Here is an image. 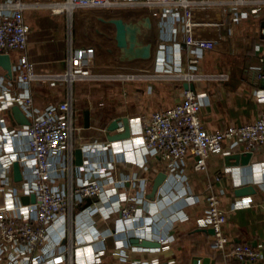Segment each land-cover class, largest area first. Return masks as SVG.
Returning a JSON list of instances; mask_svg holds the SVG:
<instances>
[{
  "label": "crops",
  "instance_id": "obj_1",
  "mask_svg": "<svg viewBox=\"0 0 264 264\" xmlns=\"http://www.w3.org/2000/svg\"><path fill=\"white\" fill-rule=\"evenodd\" d=\"M144 13L149 12L126 8L75 12L73 45L95 48L88 65L90 72L144 73L156 69L165 55L160 50V42L174 46L169 39L172 28L164 19H154L158 41L149 60L120 63L115 55L97 45L102 43L115 47L113 25L99 21V17L129 18ZM84 14H92L96 24L109 37L96 33L94 29L90 36H85L81 20ZM24 15L31 26L28 54L35 64V71L54 74L67 70L70 47L67 13L54 14L48 7H29ZM263 27L264 7L239 23L225 26L216 47L204 53L197 71L229 75L225 80L211 77L193 81L195 90L202 96L200 115L208 129L251 122L264 109V103L258 98L264 83L259 78L260 69L257 67L264 53ZM166 54L170 58L176 56L172 47ZM9 55L12 74L0 66V205L18 200L23 203L24 195L34 193L35 162L27 148V124L18 123L11 111L13 106H20L15 98L28 89L39 109L65 100L72 91L76 112L73 146L71 151L51 161L55 169L53 187L63 191L88 179L106 183L102 195L84 199L75 206L72 215H66L52 225L51 252L59 251L61 244L73 242L74 264H192L195 255L209 256L210 264H264V146L254 150L250 162L245 165L227 161L229 154L245 150L243 143L232 142L226 143L222 152L210 156L205 171L194 169L192 155L186 156L171 170L168 163L151 157L145 151L131 152L130 148L154 110L174 105L181 99L184 81L170 78L153 83L147 98L144 96L148 91L143 83H130L127 96L115 92L111 97L94 78L72 83L39 79L28 85L20 79V71L13 67L18 60L17 53ZM183 70H190L186 61H183ZM110 98L114 101L112 104L108 101ZM87 110L90 113L89 126H86ZM125 117L129 119L130 137L112 139L124 130L111 129V124L117 119L123 123ZM11 153L19 156L16 161L20 162L22 171L20 181L14 176V162L6 168ZM161 171L166 172L167 177L155 197L151 198L154 179ZM245 185H253L255 191L237 195L236 189ZM212 190L221 195L228 217L225 231L230 241L250 243L260 252L257 260L235 259L210 247L213 233L201 220L207 210L205 196ZM106 194H110V198ZM127 201L138 207L133 221L124 220L118 210ZM133 225L135 228H131ZM162 235L173 239L162 243L159 241ZM143 240L156 244L146 246L141 244ZM16 246L6 248L0 242V264H25L27 257L23 250L26 249L21 245L14 249ZM99 255L100 263L95 261Z\"/></svg>",
  "mask_w": 264,
  "mask_h": 264
},
{
  "label": "built area",
  "instance_id": "obj_2",
  "mask_svg": "<svg viewBox=\"0 0 264 264\" xmlns=\"http://www.w3.org/2000/svg\"><path fill=\"white\" fill-rule=\"evenodd\" d=\"M29 7H48L54 14L67 13L70 39L67 70L54 74L35 71V64L28 54L31 26L24 15ZM263 7L264 0H0V54L17 53L18 60L13 67L20 71V79L28 85L39 79L72 83L75 80L94 78L111 97L115 92H122L127 96L130 83H143L148 91L144 96L147 98L153 83L164 79L173 78L188 83L211 77L227 79L229 75L226 73L204 74L197 71V67L204 53L216 47L225 26L239 23L251 14L259 13ZM94 8L148 10L153 19L160 18L169 22L173 31L169 39L174 46H168L165 41L160 42V50L166 56L164 55L153 72L94 74L89 71L88 65L95 48L73 45L75 12ZM153 8L156 11H152ZM161 26L164 27V24ZM171 47L176 52L174 58L167 57L166 54ZM183 61H186L190 70H183ZM263 63L264 53L260 56V65L257 66L260 69L259 78L262 80ZM133 95L137 93L133 92ZM258 98L264 103V89L259 90ZM15 101L30 119L25 133L30 158L35 162L32 186L36 200L27 204L18 200L0 205V242L6 248L14 244L18 246L14 249L23 246L26 249L23 253L27 257L25 264H74L73 242L60 245L58 241L59 251L51 252V227L57 220L72 215L79 202L102 195L106 183L88 179L63 191L53 187L55 169L51 161L71 151L73 146L76 112L72 91L65 100L50 103L44 109L37 107L30 89L17 96ZM108 101L111 104L114 102L111 98ZM202 105V96L195 88H184L177 103L151 113L130 151H145L151 157L168 163L171 170L186 156L192 155L194 169L205 171L208 169L210 156L222 152L226 143H243L244 151H254L264 146V109L251 122L210 130L204 125L200 115ZM118 129L124 130L123 123H120ZM25 157L23 155V160ZM18 158L17 153H11L6 168ZM6 168L4 172L7 171ZM106 196L110 198V194ZM205 199L207 210L201 222L214 230L210 247L235 259L257 260L260 252L254 246L248 242L232 243L226 234L228 217L222 206L220 193L209 191ZM15 210L20 212L15 213ZM118 210L127 221H133L138 213V207L131 201L119 206ZM131 228H135V225ZM172 239L165 235L159 237L162 243ZM95 261L102 262L101 256H97Z\"/></svg>",
  "mask_w": 264,
  "mask_h": 264
},
{
  "label": "water",
  "instance_id": "obj_3",
  "mask_svg": "<svg viewBox=\"0 0 264 264\" xmlns=\"http://www.w3.org/2000/svg\"><path fill=\"white\" fill-rule=\"evenodd\" d=\"M83 23V34L85 36H90L92 29L100 35L109 37V35L100 29L96 24L95 19L92 14H84L81 18ZM99 21H103L107 24L113 25L114 35L113 39L115 40V47L105 46L102 43H98V47L104 51L110 52L115 55L116 59L120 63H130L137 60H149L153 57L154 46L158 41V32L155 26L154 19L150 13H144L139 17H129L124 18L122 16H111V17H99ZM0 66H3L8 70L9 75L12 74V63L9 54H0ZM264 70V63H263ZM264 83V79H263ZM184 87L186 89H194L193 83L184 82ZM12 114L15 120L20 124H29L30 119L22 111L20 106L15 105L11 109ZM86 126H89L90 113L87 110L86 112ZM124 131L119 132L112 139H122L130 137V124L127 117L122 119ZM120 126V119L115 120L110 128L117 129ZM253 156V150L248 151H237L235 153L229 154L226 159L229 162H235L237 165L248 164ZM14 176L17 181H20L22 176V171L20 169V162L15 161L13 164ZM167 177V173L161 171L157 174L152 185V191L149 197L154 198L159 187L164 183ZM255 191L253 185H245L236 189L237 195H246ZM36 200L35 193L31 195H24L22 197L23 203L34 202ZM209 231L214 233L212 228H209ZM137 241V239H136ZM143 245L150 246L156 243L143 240ZM201 260V261H200ZM210 264L209 256H200L195 255L192 259V264Z\"/></svg>",
  "mask_w": 264,
  "mask_h": 264
},
{
  "label": "rangeland",
  "instance_id": "obj_4",
  "mask_svg": "<svg viewBox=\"0 0 264 264\" xmlns=\"http://www.w3.org/2000/svg\"><path fill=\"white\" fill-rule=\"evenodd\" d=\"M158 10H160V9H158ZM152 11H156V8H153Z\"/></svg>",
  "mask_w": 264,
  "mask_h": 264
}]
</instances>
